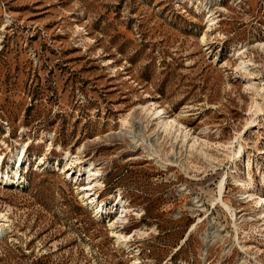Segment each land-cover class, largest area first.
<instances>
[{
	"label": "rangeland",
	"instance_id": "374dc122",
	"mask_svg": "<svg viewBox=\"0 0 264 264\" xmlns=\"http://www.w3.org/2000/svg\"><path fill=\"white\" fill-rule=\"evenodd\" d=\"M0 154V264H264V0H0Z\"/></svg>",
	"mask_w": 264,
	"mask_h": 264
},
{
	"label": "bare ground",
	"instance_id": "6f19581e",
	"mask_svg": "<svg viewBox=\"0 0 264 264\" xmlns=\"http://www.w3.org/2000/svg\"><path fill=\"white\" fill-rule=\"evenodd\" d=\"M214 22V20H212L211 22H210V24H212ZM208 28H213V25H209V27ZM203 41H206L207 40V34L205 33L204 35H203ZM244 61V60H243ZM157 114H160V113H164V110L163 109H161V110H157V111H155ZM155 113V114H156ZM158 116V115H157ZM160 117H161V115H160ZM174 121H176V119H174ZM166 125H170V123L168 122V121H166ZM181 125V124H180ZM184 126V125H183ZM182 126H180L179 128H178V130H181L180 128H181ZM185 135H187L186 133H185ZM22 152H24V149L22 150ZM21 152V153H22ZM2 154H0V166H1V162H2ZM21 158H23V156H20L19 157V159H21ZM88 177L90 178V179H92V178H95L97 175H99L100 174V169H94V168H89L88 169ZM13 173H15V175H18L19 174V172H18V170L16 171V172H13ZM2 177H5V179L7 180V181H13L12 180V175H11V173H10V171H7V172H5V174L3 173V172H1V169H0V180L1 181H3L4 182V178H2ZM93 181V180H92ZM92 181H89L88 182V184H90L89 185V187H87V186H83V188H84V190H87V192H85L86 193V195L88 196V198L90 197V202L91 203H94V204H96V206H98V208H97V212H98V214L101 212V210L102 209H104V204H103V202H102V204L100 203V201L96 198V195H95V192H92L93 191V189H94V185H92L91 183H92ZM243 184H245V185H247V181H245ZM91 190V191H90ZM94 195V196H93ZM247 197H251L252 198V200H254L257 204H260V205H263V201H264V197L263 196H258V197H254L253 196V193H249L248 195H247ZM220 199L224 202V204L229 208V209H231V210H233V208H232V206H231V204H228L227 202H225L224 200H223V198L222 197H220ZM119 202H121V203H123V201L121 200V199H119ZM121 207H122V213L123 212H127L128 210H129V208L128 207H125V205H124V203L123 204H121ZM263 211V213H264V210H262ZM234 214V213H233ZM123 215V214H122ZM127 215V214H126ZM117 222H118V220L116 219V220H114L113 222H111V226L114 228V230H113V234L117 237V239L121 242V241H129V240H131V237H132V235H128V234H126V233H124V232H121V231H119L118 229H116V227H118L119 225L117 224ZM142 233V232H141ZM138 264H140L141 263V261L140 260H137L136 261Z\"/></svg>",
	"mask_w": 264,
	"mask_h": 264
}]
</instances>
